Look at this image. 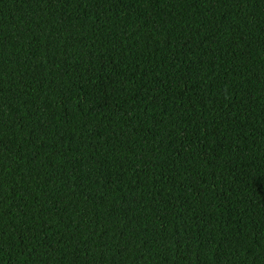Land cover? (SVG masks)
I'll list each match as a JSON object with an SVG mask.
<instances>
[{"label":"trees","instance_id":"16d2710c","mask_svg":"<svg viewBox=\"0 0 264 264\" xmlns=\"http://www.w3.org/2000/svg\"><path fill=\"white\" fill-rule=\"evenodd\" d=\"M0 264H264V0H0Z\"/></svg>","mask_w":264,"mask_h":264}]
</instances>
